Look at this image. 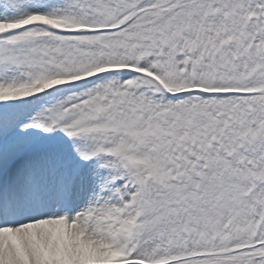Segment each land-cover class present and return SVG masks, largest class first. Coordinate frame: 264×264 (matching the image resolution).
Returning a JSON list of instances; mask_svg holds the SVG:
<instances>
[{
    "label": "snow or ice",
    "instance_id": "1",
    "mask_svg": "<svg viewBox=\"0 0 264 264\" xmlns=\"http://www.w3.org/2000/svg\"><path fill=\"white\" fill-rule=\"evenodd\" d=\"M0 264H264V0H0Z\"/></svg>",
    "mask_w": 264,
    "mask_h": 264
}]
</instances>
